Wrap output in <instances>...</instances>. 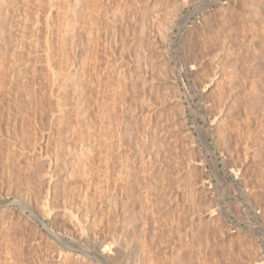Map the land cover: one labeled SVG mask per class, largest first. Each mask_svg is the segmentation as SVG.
Listing matches in <instances>:
<instances>
[{"label":"rangeland","instance_id":"374dc122","mask_svg":"<svg viewBox=\"0 0 264 264\" xmlns=\"http://www.w3.org/2000/svg\"><path fill=\"white\" fill-rule=\"evenodd\" d=\"M115 238L264 264V0H0V264Z\"/></svg>","mask_w":264,"mask_h":264},{"label":"bare ground","instance_id":"6f19581e","mask_svg":"<svg viewBox=\"0 0 264 264\" xmlns=\"http://www.w3.org/2000/svg\"><path fill=\"white\" fill-rule=\"evenodd\" d=\"M204 5V4H203ZM207 6V5H206ZM204 7V6H203ZM178 17V16H177ZM183 19V18H182ZM42 21V20H41ZM46 22V21H45ZM39 24V23H38ZM91 29V28H90ZM39 30V29H38ZM74 30V29H73ZM72 30V31H73ZM92 31V30H91ZM38 32V31H37ZM67 32H70L71 33V30H68ZM76 32V31H75ZM73 34V33H72ZM73 35H75V34H73ZM65 37V36H64ZM77 40V39H76ZM63 42V41H62ZM191 67H193V66H191ZM147 71V70H146ZM77 72V71H76ZM78 73V72H77ZM79 77V76H78ZM77 77L75 76V79H76ZM73 79V78H72ZM74 79V80H75ZM78 79H80V78H78ZM81 80V79H80ZM71 81H73V80H71ZM74 83L75 82H77V79H76V81H73ZM72 82V83H73ZM80 82V81H79ZM78 82V83H79ZM75 85V84H74ZM82 85V82H81V84H79V87ZM78 86H76V88H77ZM72 88V87H71ZM17 90V89H16ZM77 90V89H76ZM82 94H80V96H81ZM19 97V96H18ZM31 99V98H30ZM32 102H34V101H32ZM29 103V102H28ZM34 104V103H33ZM61 104V103H60ZM28 105V104H27ZM66 109V108H65ZM43 111V110H42ZM65 113V112H64ZM32 114V113H31ZM39 117V116H38ZM38 117H36V119L38 118ZM35 118V117H34ZM40 118V117H39ZM42 118V117H41ZM61 119V118H60ZM59 119V120H60ZM19 122V121H18ZM31 122V121H30ZM19 125V124H18ZM22 126V125H21ZM15 127V126H14ZM41 213V212H40ZM72 213H74V211L72 212ZM76 214L74 213L73 215H71V213H70V216H74V217H76L75 216ZM80 218V217H79ZM78 218V219H79ZM76 220V219H75ZM84 220V219H83ZM82 219L80 220L79 219V224H78V226L80 225V229H81V232H82V234H80L81 236L80 237H86L87 239H90V238H88V236H90V235H88V234H90L89 232H88V234H87V231L88 230H86V228H87V226L85 227V224H83L82 222ZM84 222H85V220H84ZM47 225V224H46ZM45 226V225H44ZM89 227V226H88ZM79 228V227H78ZM79 229V230H80ZM47 231H49V230H47ZM80 232V231H79ZM78 232V233H79ZM77 234V233H76ZM59 238V237H58ZM83 239H85V238H83ZM87 239H85L86 241H87ZM96 239V238H95ZM84 240V241H85ZM76 241V240H75ZM61 243H63V242H61ZM78 243V242H77ZM99 243L101 244V243H104L105 244V247L104 248H102L99 252H101V254H102V256H104V258H103V260H102V262L100 263V264H116V262H118V258L120 259V254L122 253V252H126V251H124L123 249H125V250H128V244H127V246L128 247H126L125 248V246L126 245H124V243L121 241V239H119V238H115V239H113V240H110L109 239V241H107V240H104V241H99ZM72 244H75V243H72ZM79 244V243H78ZM66 247H67V245H66ZM68 247H69V244H68ZM67 247V249H71V250H74V249H72V248H70L71 247V244H70V247L68 248ZM73 247V246H72ZM75 247V246H74ZM84 247V246H83ZM82 246H81V248H83ZM88 247V246H87ZM62 248L63 247H61L60 248V250H62ZM86 248V247H85ZM59 250V251H60ZM76 250V249H75ZM86 250V249H85ZM89 250V249H88ZM129 250H130V248H129ZM63 251V250H62ZM61 251V252H62ZM69 251V250H68ZM83 251V250H82ZM87 251V250H86ZM67 252V251H66ZM66 252H65V254H66ZM71 253V252H70ZM86 253V252H85ZM64 254V253H63ZM68 254V253H67ZM73 254V253H72ZM59 255V254H58ZM76 255V254H75ZM89 255V253H87V256ZM60 256H61V254H60ZM66 256V255H65ZM65 256H64V259H65ZM69 256V255H68ZM67 256V257H68ZM71 256V255H70ZM69 256V257H70ZM74 256V255H73ZM78 256V255H77ZM90 256V255H89ZM63 257V256H62ZM74 257H76V256H74ZM79 257V256H78ZM92 257H93V254H92ZM95 257V256H94ZM98 257V256H97ZM97 257H95V258H93V259H96ZM59 258H61V257H59ZM90 258V257H89ZM99 258V257H98ZM97 258V259H98ZM64 259H63V261H64ZM78 259V258H77ZM100 259V258H99ZM66 260H67V258H66ZM117 260V261H116ZM62 261V262H63ZM95 261V260H94ZM96 261H98V260H96ZM95 261V262H96ZM101 261V260H100ZM94 262V263H95ZM58 263V262H57ZM63 263H65V262H63ZM97 263V262H96ZM59 264H60V262H59Z\"/></svg>","mask_w":264,"mask_h":264}]
</instances>
